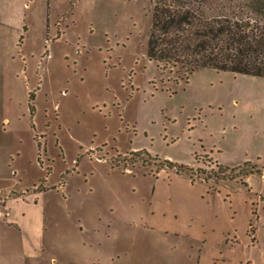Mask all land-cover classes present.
Returning a JSON list of instances; mask_svg holds the SVG:
<instances>
[{
	"label": "rangeland",
	"instance_id": "rangeland-1",
	"mask_svg": "<svg viewBox=\"0 0 264 264\" xmlns=\"http://www.w3.org/2000/svg\"><path fill=\"white\" fill-rule=\"evenodd\" d=\"M150 12L0 0V264H264V78L157 66Z\"/></svg>",
	"mask_w": 264,
	"mask_h": 264
},
{
	"label": "trees",
	"instance_id": "trees-1",
	"mask_svg": "<svg viewBox=\"0 0 264 264\" xmlns=\"http://www.w3.org/2000/svg\"><path fill=\"white\" fill-rule=\"evenodd\" d=\"M149 61L192 74L200 69L264 78V0H150ZM177 175L192 169L164 162ZM217 167L226 169V166ZM261 173L250 162L235 167ZM192 182L191 176H189Z\"/></svg>",
	"mask_w": 264,
	"mask_h": 264
},
{
	"label": "crops",
	"instance_id": "crops-1",
	"mask_svg": "<svg viewBox=\"0 0 264 264\" xmlns=\"http://www.w3.org/2000/svg\"><path fill=\"white\" fill-rule=\"evenodd\" d=\"M221 262H222V264H225V261L222 260Z\"/></svg>",
	"mask_w": 264,
	"mask_h": 264
}]
</instances>
